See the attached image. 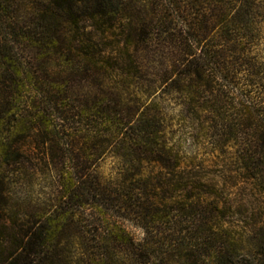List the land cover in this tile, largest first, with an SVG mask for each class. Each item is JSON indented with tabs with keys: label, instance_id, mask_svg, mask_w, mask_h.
Wrapping results in <instances>:
<instances>
[{
	"label": "trees",
	"instance_id": "obj_1",
	"mask_svg": "<svg viewBox=\"0 0 264 264\" xmlns=\"http://www.w3.org/2000/svg\"><path fill=\"white\" fill-rule=\"evenodd\" d=\"M228 181L264 199V0H0V264H264Z\"/></svg>",
	"mask_w": 264,
	"mask_h": 264
},
{
	"label": "rangeland",
	"instance_id": "obj_2",
	"mask_svg": "<svg viewBox=\"0 0 264 264\" xmlns=\"http://www.w3.org/2000/svg\"><path fill=\"white\" fill-rule=\"evenodd\" d=\"M199 152V158L201 150H198ZM199 174L201 176L205 175L207 178L213 179L214 181H218L219 185L224 184V181L222 178H220V170L219 166L217 164H207L205 163L204 166H202L199 169ZM230 182L228 181L226 183L227 190L226 195L227 199L230 200L232 204V209L228 213V221L231 222L234 225H241L245 224L247 221V217L252 215V213L259 214L258 211H260V203L264 200L259 197V200H257L253 194L250 192L249 187L246 184H240L237 187H231ZM257 204H254L256 203ZM259 203V204H258ZM260 209H259V208ZM258 208V209H257ZM253 216V215H252ZM127 230L135 237L140 238L142 233L141 230L133 225H131L128 222L124 223Z\"/></svg>",
	"mask_w": 264,
	"mask_h": 264
}]
</instances>
